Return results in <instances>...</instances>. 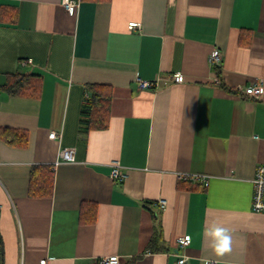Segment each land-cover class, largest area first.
<instances>
[{
  "label": "crops",
  "instance_id": "crops-1",
  "mask_svg": "<svg viewBox=\"0 0 264 264\" xmlns=\"http://www.w3.org/2000/svg\"><path fill=\"white\" fill-rule=\"evenodd\" d=\"M215 49L218 84L208 61ZM17 72L39 76L41 92L0 91V128L28 132L25 148L0 139L3 264H97L110 255L176 264L184 235L188 264H264V213L251 207L264 165V94L237 92L264 79V0H80L73 16L62 0H0V86ZM138 77L160 84L143 89ZM92 85L110 89L104 129L83 123ZM66 148L71 162L59 158ZM114 161L123 181L111 177ZM37 165L53 171L49 198L29 195ZM179 173L207 175L210 185ZM82 204L96 207L94 222L80 220ZM213 223L233 236L223 258L204 237Z\"/></svg>",
  "mask_w": 264,
  "mask_h": 264
},
{
  "label": "trees",
  "instance_id": "trees-1",
  "mask_svg": "<svg viewBox=\"0 0 264 264\" xmlns=\"http://www.w3.org/2000/svg\"><path fill=\"white\" fill-rule=\"evenodd\" d=\"M91 2H108L110 0H81ZM220 78V70H217ZM221 82V80H220ZM231 91L230 89L226 88ZM3 91L13 96L38 97L41 92V79L34 74L10 73L7 82L0 86ZM111 93L108 86L92 85L85 106L82 109L83 123L87 129H104L107 127L109 119ZM0 139L10 146L25 148L28 145V132L26 130L14 128H0ZM54 175L50 166L37 165L31 169L29 195L33 198H49L53 195ZM96 207L87 208L82 204L80 210V220L94 222ZM153 237L152 241H155ZM4 262V246L0 233V264Z\"/></svg>",
  "mask_w": 264,
  "mask_h": 264
},
{
  "label": "built area",
  "instance_id": "built-area-1",
  "mask_svg": "<svg viewBox=\"0 0 264 264\" xmlns=\"http://www.w3.org/2000/svg\"><path fill=\"white\" fill-rule=\"evenodd\" d=\"M80 0H62V5L64 6L67 13L71 16L75 15L77 9L79 7ZM139 23H130L129 29L134 30L135 28H139ZM209 64L213 69V73L215 75L214 80L218 84L220 83V78L217 76V70L221 67L222 55L218 49H215L211 52L209 56ZM32 59H27L21 61L22 65L31 64ZM173 80L177 83L184 82V76L180 73H176L171 76ZM139 86L143 89L153 88L159 86V80L155 81H145L140 79L139 77L136 79ZM237 92L241 96L259 98L262 97L264 94V79L263 78H256L251 84L243 87H239ZM49 138L53 140L60 141L62 138V133L51 132L49 134ZM74 153L75 150L72 148L62 149L59 152V158L61 161H73L74 160ZM58 163V161H57ZM113 169L111 172V177L115 180L123 181L127 175L123 171V167L119 161H114ZM178 179L180 181H194L200 184L201 188H207L210 184V177L203 174H186V173H179ZM253 186V196H252V211L255 213H264V165H259L257 167L255 176L252 180ZM162 209L166 208L167 202L165 200L159 201ZM191 242L190 235H184L178 237L176 240L177 246V263L180 264L181 260L184 259L186 255L185 251ZM215 264V261H213ZM122 260L117 255H110L97 260V264H121ZM39 264H48L46 259H43L39 262ZM188 264V259H187Z\"/></svg>",
  "mask_w": 264,
  "mask_h": 264
},
{
  "label": "clouds",
  "instance_id": "clouds-1",
  "mask_svg": "<svg viewBox=\"0 0 264 264\" xmlns=\"http://www.w3.org/2000/svg\"><path fill=\"white\" fill-rule=\"evenodd\" d=\"M204 237L208 240V247L214 257L223 258L225 255L231 253L233 236L228 228L213 223L210 227L205 228ZM187 259L188 257L185 256L180 264H187ZM203 264H214V262L208 258H204ZM215 264H219V260Z\"/></svg>",
  "mask_w": 264,
  "mask_h": 264
},
{
  "label": "bare ground",
  "instance_id": "bare-ground-1",
  "mask_svg": "<svg viewBox=\"0 0 264 264\" xmlns=\"http://www.w3.org/2000/svg\"><path fill=\"white\" fill-rule=\"evenodd\" d=\"M252 180H253V179H252ZM209 185H210V184H209ZM208 187H209V186H208ZM208 187H207V188H208ZM207 188H204V189H207ZM201 189H203V188H201ZM204 189H203V190H204ZM161 200H162V199H161ZM163 200H164V199H163ZM165 201H166V200H165ZM166 202H167V201H166ZM159 204H160V203H159Z\"/></svg>",
  "mask_w": 264,
  "mask_h": 264
},
{
  "label": "rangeland",
  "instance_id": "rangeland-1",
  "mask_svg": "<svg viewBox=\"0 0 264 264\" xmlns=\"http://www.w3.org/2000/svg\"><path fill=\"white\" fill-rule=\"evenodd\" d=\"M201 188V187H200Z\"/></svg>",
  "mask_w": 264,
  "mask_h": 264
}]
</instances>
